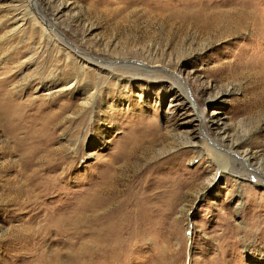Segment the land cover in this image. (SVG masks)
Listing matches in <instances>:
<instances>
[{
  "label": "rangeland",
  "instance_id": "1",
  "mask_svg": "<svg viewBox=\"0 0 264 264\" xmlns=\"http://www.w3.org/2000/svg\"><path fill=\"white\" fill-rule=\"evenodd\" d=\"M13 72L0 264H264V0H0Z\"/></svg>",
  "mask_w": 264,
  "mask_h": 264
},
{
  "label": "bare ground",
  "instance_id": "2",
  "mask_svg": "<svg viewBox=\"0 0 264 264\" xmlns=\"http://www.w3.org/2000/svg\"><path fill=\"white\" fill-rule=\"evenodd\" d=\"M31 1H33V0H31ZM29 2H30V0H29ZM33 5V4H32ZM36 6H37V4H36ZM37 10H38V6H37ZM27 13H28V15H30L31 17H35V18H37L36 17V14H35V11H33V10H27L26 11ZM39 12V11H38ZM248 14V13H247ZM247 14L245 13V14H243V15H241L240 16V20L239 21H242L241 23L242 24H244V23H246L247 21H248V16H247ZM252 17V16H251ZM250 21V20H249ZM37 25V24H36ZM243 26H245V25H243ZM38 29L42 32V36H44L45 38H48L49 40H52L51 39V37H53L52 36V33L54 34V36H55V38L56 39H60V36H63V33L55 26V25H49V26H39L38 25ZM18 28V24H17V27L15 28V29H17ZM244 28V27H243ZM60 35V36H59ZM23 54H24V52L23 53H19V57L21 58L22 56H23ZM25 55V54H24ZM17 56V55H16ZM16 56H14V57H16ZM89 57H87L88 59H93V57L91 56V55H88ZM86 58V59H87ZM16 60V59H15ZM12 62H14V60L12 61ZM19 63H20V61H19ZM13 77H14V72L13 73H11L10 75H5V76H3L2 78H0V102H1V100L3 101V106H2V110H4V113H5V115L7 116L6 117V120H8V122H10V124L12 125V127L14 128L15 127V129H16V127H19L20 126V118H21V114H22V106H21V104H18V103H16L15 102V100H13L12 99V97H11V95L10 96H8L9 94H11V93H17L18 92V90H14V88H10L9 90L8 89H6L5 87V85L9 82V83H11V81H13ZM13 84V83H12ZM12 86V85H11ZM1 113H3V111H1ZM24 118V117H23ZM23 120V119H22ZM32 125V124H31ZM19 133V132H18ZM25 140V139H24ZM22 141V140H21ZM24 142V141H23ZM25 145V144H24ZM27 145V144H26ZM220 155V154H219ZM243 160H245V161H249L250 160V158L248 157V154H244L243 156H240ZM217 158V157H216ZM23 161V160H22ZM216 161H218V163L219 164H222V163H224L225 165V168L227 167L226 165V163H227V160H224V156H222V155H220V159H218L217 158V160ZM225 161V162H224ZM219 168V167H218ZM26 186H28L27 184L25 185V187ZM17 190V189H16ZM32 190V189H31ZM19 192H20V190H19ZM16 194V193H15ZM32 194V193H31ZM18 195V194H17ZM16 195V196H17ZM21 195V194H20ZM30 195V192L29 193H27L26 195H25V197L26 198H28V196ZM24 196V195H23ZM14 197H15V195H14ZM19 198H21V196L19 197ZM21 199H23V198H21ZM12 201V200H11ZM85 251H86V249H85ZM84 251V252H85ZM84 258V257H83ZM83 264H87V262H85L84 261V263Z\"/></svg>",
  "mask_w": 264,
  "mask_h": 264
}]
</instances>
